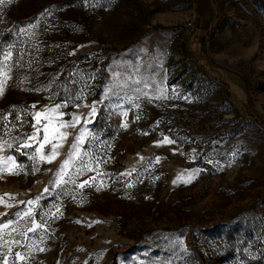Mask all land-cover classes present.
<instances>
[{
	"label": "rangeland",
	"instance_id": "obj_1",
	"mask_svg": "<svg viewBox=\"0 0 264 264\" xmlns=\"http://www.w3.org/2000/svg\"><path fill=\"white\" fill-rule=\"evenodd\" d=\"M0 84V264H264V0H3Z\"/></svg>",
	"mask_w": 264,
	"mask_h": 264
},
{
	"label": "snow or ice",
	"instance_id": "obj_2",
	"mask_svg": "<svg viewBox=\"0 0 264 264\" xmlns=\"http://www.w3.org/2000/svg\"><path fill=\"white\" fill-rule=\"evenodd\" d=\"M2 2H3V0H0V3H2ZM3 94H4L3 93V85L0 84V97H2ZM32 107L35 108V105H33ZM60 107H62V105H56L55 108L48 109L45 112H36L34 115V119L36 121V124L33 125L34 131L31 134L26 136V140H25L24 144L22 145V147L27 148V147H31L32 143H37L38 138L41 135V129L38 127V125H40L42 123V121H47V123H45L44 127H43L42 139H39V146L35 149V152L40 153V159L46 160L48 163H51L52 160L56 157V155H58V152L56 151L58 145H53V151H52V154L50 156L45 157L42 154V149L45 147V144L50 143V135L58 136L61 140H64V139H66L67 134L60 132L59 129L64 128V127L74 126L73 123H57L55 126H53L52 121L55 118V115H60V116L63 115V113L57 112V110ZM93 112H94V109H93ZM73 121L78 122V118L73 117ZM29 141H31L32 143H29ZM82 142H83V137H81V139L76 144L73 145V151H75V149L78 147V144L82 143ZM164 142L165 143H172V141L168 140L167 138H165ZM59 146H62V145H59ZM32 158L35 159V156H33ZM8 160L12 161V158L9 157ZM70 161H71V154L69 156V159L67 161H65V164L61 169V172H63L64 167L68 166ZM7 170L9 172V174H12V175H19L20 171H22V169H19L18 166H17L16 170H13L12 168H9ZM3 171H4V169H0V173H2ZM61 179H62V177H61ZM188 182H190V180ZM86 183L87 182L85 181V184ZM80 187H84V184H81ZM0 202H2V198H0ZM28 203L31 204L32 201H29ZM18 215H19V213H18ZM24 215L30 217L31 212L30 211L26 212ZM4 227H7V225H4ZM36 227H39V225H36ZM17 258L23 260V257L19 253H17Z\"/></svg>",
	"mask_w": 264,
	"mask_h": 264
}]
</instances>
